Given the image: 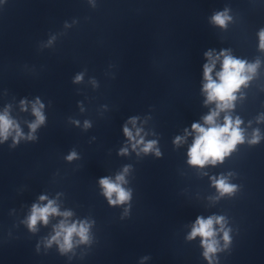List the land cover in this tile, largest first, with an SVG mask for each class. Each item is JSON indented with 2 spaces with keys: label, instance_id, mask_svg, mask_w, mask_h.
<instances>
[{
  "label": "clouds",
  "instance_id": "1",
  "mask_svg": "<svg viewBox=\"0 0 264 264\" xmlns=\"http://www.w3.org/2000/svg\"><path fill=\"white\" fill-rule=\"evenodd\" d=\"M230 17L227 16V12H220L215 14L212 17V20L215 24L224 27L226 21ZM260 37V48L264 49V31H261L259 34ZM209 63L204 65V78L207 81L204 84V91L207 94L208 102H216V110L210 112L209 115L204 117V122L207 127L201 126L198 123L192 125L193 131L197 134L195 136L194 142L189 149V163L194 166L203 167L206 163L211 161L213 164L216 161H223L224 157L228 155L238 143L243 142L244 137L242 130L239 125L241 121L237 118L235 121L229 116L224 117L223 125L216 123V118L219 115L220 111L230 109L232 101L235 99L234 93L240 88L241 85L245 84L250 77L245 75V72L253 73L256 70L257 64H248L242 60L233 58L232 56L222 52L221 55L224 57L222 61L221 70L216 73L218 80H214L212 77L213 68L215 67L216 60L219 57L213 59L212 53L208 52L205 54ZM77 81L81 79L80 76L76 77ZM21 104H24V101H21ZM43 105L40 104L39 100L32 105L33 115L36 117L34 123L30 124L29 127L31 132H35L36 129L44 123L45 117L41 111ZM135 124V120L131 121ZM86 123V127H87ZM15 132L14 141L18 142L22 138V132L18 124L9 117L7 111L3 114H0V140H6L12 132ZM124 133L129 139H133L132 132L125 127ZM137 135H139V130H137ZM29 139H35L31 134L28 137ZM259 139L258 134L254 135L252 140L255 143ZM181 140L180 137H177V143ZM142 143V141H139ZM155 141L147 143L142 149L144 152H148L153 148ZM135 147V145H133ZM159 154V153H157ZM75 157L73 152L68 156V159L71 160ZM127 168L124 169L125 173ZM125 182L124 175H117L115 182L108 177H104L100 180V184L104 189V195L108 198L110 204H120L126 202L130 198V192L126 191L122 184ZM216 187L221 191V193H231L234 190L233 185H229L225 182V179L221 178L215 181ZM115 195V199H112ZM40 199L43 201L46 197L41 196ZM63 215L65 217L69 216L70 213H59L58 208L55 206L54 201H48V203L41 207L39 205H33L32 214L29 217L28 223L30 229H35L37 221H41L44 224L48 223L50 215ZM214 224H220L223 227V218L222 217H209L204 219L198 217L193 230L190 234V239L195 238L199 235L202 239V245L205 248V257L210 259V254L215 253L217 249V241L215 237ZM88 225L86 223L71 224L69 225L66 220L62 221L56 228V233L49 241L51 244L52 241L59 243L61 251L70 250L73 247V236L74 234L80 237L82 242L88 240ZM62 243L60 242V238ZM224 239L227 241L229 239L228 233H224Z\"/></svg>",
  "mask_w": 264,
  "mask_h": 264
}]
</instances>
